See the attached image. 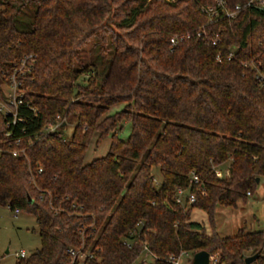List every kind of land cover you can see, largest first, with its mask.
Masks as SVG:
<instances>
[{
  "label": "trees",
  "instance_id": "1",
  "mask_svg": "<svg viewBox=\"0 0 264 264\" xmlns=\"http://www.w3.org/2000/svg\"><path fill=\"white\" fill-rule=\"evenodd\" d=\"M247 2L209 17L215 0H0L2 101L25 61L16 115L0 111V204L32 214L40 240L13 264H169L202 249L219 264L259 250L249 264H264V225L215 227L216 207L264 176V9ZM107 135L106 153L85 162ZM177 187L195 200L177 202Z\"/></svg>",
  "mask_w": 264,
  "mask_h": 264
},
{
  "label": "rangeland",
  "instance_id": "2",
  "mask_svg": "<svg viewBox=\"0 0 264 264\" xmlns=\"http://www.w3.org/2000/svg\"><path fill=\"white\" fill-rule=\"evenodd\" d=\"M31 5L27 11L20 15V21L26 25L30 20ZM24 26V25H22ZM5 90V86H3ZM123 103H117L110 107L109 111L114 112L120 109ZM72 125H67L65 133L70 134ZM130 131L129 121L121 123L118 134L121 138H126ZM95 136L88 145L85 153V162H89L97 156L106 153L110 141L109 135L104 137L100 143H95ZM226 164L222 166V169ZM222 170H220V173ZM152 174L156 183L160 182L161 176L158 167H152ZM191 218L204 222L208 229L206 214L199 208L191 210ZM264 225V176L256 183V188L251 194H247L244 200H239L235 206H217L215 209V227L220 235H232L238 228L244 226L246 230H256ZM40 246L38 236V226L32 214L19 211L14 215L7 205L0 204V264H13L17 259V252L24 250L25 256L35 251ZM193 252L181 253L178 264H192ZM245 254H249L247 251ZM149 261L152 257L147 258ZM148 262V261H146Z\"/></svg>",
  "mask_w": 264,
  "mask_h": 264
},
{
  "label": "built area",
  "instance_id": "3",
  "mask_svg": "<svg viewBox=\"0 0 264 264\" xmlns=\"http://www.w3.org/2000/svg\"><path fill=\"white\" fill-rule=\"evenodd\" d=\"M216 5L215 6H206L204 7V11L209 15V17H212L220 12H223L227 16H231L235 13V9H238V5L235 6L234 9H227L225 6V0H215ZM248 4H253L259 8L264 9V0H248ZM170 42L173 44L175 43V38H170ZM25 67V61L22 59L20 63L14 64L11 67V70L9 73L5 76V81L1 85V88L3 90V94L5 97V100L2 101L0 99V111L4 112L5 114L11 113L13 116L16 115V107L18 104L21 103V96L23 93V90L21 88V80L18 77V72L20 74H23ZM5 86V90L3 88ZM14 121V119H13ZM48 130H53L55 128V124H50L46 127ZM5 135H9V132H6ZM22 151V149L13 148L11 153L12 155L16 156ZM220 172H218L219 174ZM191 178L193 182H198L199 178L198 175L195 173L191 174ZM249 194V192H247ZM175 200L179 203L186 202L187 204L193 202L195 200V195L193 192L189 191L188 189L177 187L175 191ZM20 210L18 208H15L13 210L14 215H16ZM68 252L71 254V256L74 257H81L83 256L81 253L77 252L74 248H69ZM188 251H181L178 255L174 254H168L166 260L169 264H178V258L181 253H187ZM17 256L23 257L25 256L24 250H20L16 253ZM209 264H219L217 255L216 254H209Z\"/></svg>",
  "mask_w": 264,
  "mask_h": 264
},
{
  "label": "water",
  "instance_id": "4",
  "mask_svg": "<svg viewBox=\"0 0 264 264\" xmlns=\"http://www.w3.org/2000/svg\"><path fill=\"white\" fill-rule=\"evenodd\" d=\"M258 181H259V178L256 177V182ZM259 252L260 251L258 250L254 254L246 256L244 259L245 264H249L250 262L255 260L257 256L259 255ZM136 264H141V263L137 262ZM192 264H209V252L203 249L193 252Z\"/></svg>",
  "mask_w": 264,
  "mask_h": 264
},
{
  "label": "crops",
  "instance_id": "5",
  "mask_svg": "<svg viewBox=\"0 0 264 264\" xmlns=\"http://www.w3.org/2000/svg\"><path fill=\"white\" fill-rule=\"evenodd\" d=\"M225 171H226V168H223L221 174L225 173Z\"/></svg>",
  "mask_w": 264,
  "mask_h": 264
}]
</instances>
